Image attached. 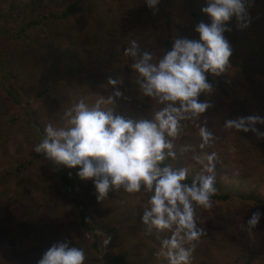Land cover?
Returning a JSON list of instances; mask_svg holds the SVG:
<instances>
[{
  "label": "rangeland",
  "instance_id": "374dc122",
  "mask_svg": "<svg viewBox=\"0 0 264 264\" xmlns=\"http://www.w3.org/2000/svg\"><path fill=\"white\" fill-rule=\"evenodd\" d=\"M9 3L0 0V15L9 13ZM54 3L46 2L40 13ZM79 5L84 10L69 19L46 20L28 30L25 41L0 38V264H37L52 244L64 241L85 249V264H100L77 225L52 162L33 151L36 137L47 123H63L64 111L80 99L91 104L100 95H111L116 89L105 87L109 78L123 80L118 89L124 95L116 101L115 114L149 118L155 102L140 97L134 83L136 73L130 68L133 61L124 56V48L134 39L141 53L159 56L170 50L163 27L167 16L174 40L197 39L191 10L201 13V22H211L201 11L205 0H161L157 10L148 8L143 0H83ZM246 7L249 26L239 28L233 17L227 25L231 30L224 33L232 48L230 66L216 76L213 92L199 97L211 107L191 125L185 123L175 143L177 147L198 145V128L206 119L217 138L214 147L207 150L219 155L215 171L216 178L224 182V192L257 189L264 200L260 184L264 180V138L224 127L226 121L238 117H264V84L252 73L245 81L239 68L245 64L264 75V0H248ZM6 17L11 28L23 23L21 17ZM2 24L9 27L0 19ZM4 83L19 92L20 101L27 103L28 115L9 100ZM255 127L264 132V124ZM170 163L190 166L191 175L202 169L190 154ZM79 197L107 253H126L129 264H167L155 255L160 239L155 232L146 234L141 223L147 194L120 190L98 202L93 182L84 181ZM257 211L264 214L263 207L237 199L214 201L211 209H201L199 221L206 236L198 243L193 264H236V256L243 257L239 264H264V215L251 235L241 228ZM108 236L112 240L105 245Z\"/></svg>",
  "mask_w": 264,
  "mask_h": 264
},
{
  "label": "clouds",
  "instance_id": "9594fccd",
  "mask_svg": "<svg viewBox=\"0 0 264 264\" xmlns=\"http://www.w3.org/2000/svg\"><path fill=\"white\" fill-rule=\"evenodd\" d=\"M143 3L157 10L161 0ZM247 3L205 0L201 11L211 22L196 25L199 38L175 39L171 49L159 56L141 53L134 39L128 42L124 56L132 58L130 68L136 73L134 83L139 95L156 105L149 118L129 119L115 114L116 101L124 95L118 89L123 80L109 78L105 87L116 89L111 95H100L91 104L80 99L64 111L63 123H47L33 146L35 153L52 164L78 169L76 175L81 180H91L98 202L120 190L147 194L141 223L146 234L155 232L160 239L155 255L167 264H193L198 243L206 236L199 212L214 206L218 191L215 166L219 155L207 150L214 147L217 138L205 119L198 128V145L184 143L177 147L175 141L181 137L185 122L199 120L211 107L199 97L213 92L208 75L220 76L230 66L232 48L224 33L231 30L227 25L233 17L239 28L249 26ZM257 124H264V117H238L226 121L224 127L251 131L264 138ZM186 154L202 166L196 175H191L190 166L168 163ZM262 215L254 212L246 226L241 225L242 230L251 235ZM111 240L108 236L104 244ZM86 259L83 247L64 241L52 244L37 264H85Z\"/></svg>",
  "mask_w": 264,
  "mask_h": 264
},
{
  "label": "trees",
  "instance_id": "16d2710c",
  "mask_svg": "<svg viewBox=\"0 0 264 264\" xmlns=\"http://www.w3.org/2000/svg\"><path fill=\"white\" fill-rule=\"evenodd\" d=\"M55 1L54 4L50 5V7H46V11L40 13V9H44L46 2H50V0H10L8 5V12L7 14L0 15V19L5 21L9 27L4 26L3 24L0 25V38L5 39L6 41H25L27 38V31L36 28L40 23L43 21H51V22H60L66 19H69L72 15H74L78 11L84 10L81 5H79L83 0H51ZM82 8V10H81ZM31 14H35L30 18ZM5 15V16H4ZM21 17L23 18L22 24H16L14 27L11 28V23L7 22L6 16ZM190 16L195 22V27L197 24L201 23V13L191 10ZM30 18V19H28ZM164 33L166 38V48L171 49V46L174 41V33H173V26L170 17H166L163 23ZM197 39L199 38L198 33H196ZM240 73L242 78L245 81L250 80V73L252 76L257 77L263 84H264V75L254 71L250 67L246 66L245 64L239 65ZM208 82L214 84L216 81V76L208 75L207 77ZM6 80V79H5ZM3 88L9 100H12L16 106L22 107L25 114L28 115L27 103H23L19 99V92L12 87L3 84ZM208 111V110H207ZM194 121H187L188 125H191ZM185 126H187L185 124ZM43 134V130H41L37 135V141L39 142L41 136ZM172 161H168L170 163ZM56 176L62 186V191L66 196L67 200L71 204L75 216V220L77 222L78 227L82 230V232L87 236L88 243L90 248L93 250L98 262L100 264H129L127 259L126 253L119 254V255H112L107 253L101 243V234L97 227L91 222L90 212L87 209L85 203L79 197V189L84 181H91V180H81L77 175L78 169H69L64 166H57L52 164ZM217 180V193L213 197L214 201L218 202H228L234 199H237L239 202L246 203L248 205H253L257 207L264 208V200L260 198L257 189L252 190L249 193H240V192H233L228 190L224 192V186L220 181L219 178ZM263 183H260L264 186ZM190 182V180L188 181ZM260 184L256 185L259 186ZM257 188V187H255ZM264 189V188H263ZM264 192V190H263ZM236 264H239L243 257L236 256L235 257Z\"/></svg>",
  "mask_w": 264,
  "mask_h": 264
}]
</instances>
